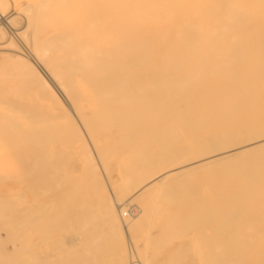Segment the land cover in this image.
Segmentation results:
<instances>
[{
	"label": "bare ground",
	"instance_id": "obj_1",
	"mask_svg": "<svg viewBox=\"0 0 264 264\" xmlns=\"http://www.w3.org/2000/svg\"><path fill=\"white\" fill-rule=\"evenodd\" d=\"M124 201L141 264H264V0H0V264H131Z\"/></svg>",
	"mask_w": 264,
	"mask_h": 264
},
{
	"label": "rangeland",
	"instance_id": "obj_2",
	"mask_svg": "<svg viewBox=\"0 0 264 264\" xmlns=\"http://www.w3.org/2000/svg\"><path fill=\"white\" fill-rule=\"evenodd\" d=\"M12 8H9L7 11H6V14H7V16H6V18H9L10 16H11V14H10V12L12 13V10H11ZM10 15V16H9ZM9 16V17H8ZM23 22L24 21H22V20H17V23H18V29L20 30V31H23V29L25 28V23L23 24ZM17 28V27H16ZM12 31H13V29H12ZM22 44L25 46V48L27 47L23 42H22ZM29 47H27L26 49H28ZM29 50H31V49H28V51ZM27 51V50H26ZM87 139H88V137H86ZM91 145V144H90ZM64 148V147H63ZM62 148V149H63ZM57 149V148H56ZM55 149V150H56ZM65 150H67L68 152H67V154H71L70 155V159L67 157V159L65 158L66 156H64L63 154V152H61V156H62V158H64V159H59V158H61V156L59 157L58 155H56L57 157H58V159H57V164L58 165H60L61 166V168L60 169H64L63 168V166L65 167V163L63 164L62 163V160H63V162L64 161H66V163L68 164V166H66L65 168V171L63 170H59V172H58V176H61L62 175V173L64 172H67V173H69V175L67 176L68 177V179H69V181H68V179H67V177H66V173H65V175H62V176H64V179L66 178V180L70 183V185L72 184V186H73V189H74V187L76 186V184H73L75 181H74V179L76 178V182H80L79 180H82L83 182H86L87 181V179L85 178V177H87V175L85 174H83L84 172L86 173V170L84 169L83 170V164L81 163V161H78V159L77 158H75V155H73L74 153H73V150L71 149V148H69L68 147V149H66V147L64 148ZM63 149V150H64ZM91 149H92V151H93V153H94V156H95V158H96V163L98 164V168H99V170H98V173L100 174V176H101V179H102V181L104 182V184L106 185V187H107V189H108V191H109V194H110V196L112 197V199L116 202V199H115V194H114V191H113V184H111L112 182H110L109 181V179L106 177L107 175L105 174V172H104V169H103V167H102V165H101V163H100V161H99V157H98V155L96 154L97 152L95 151V149L93 148V146L91 145ZM59 150V152H60V148L58 149ZM70 150V151H69ZM52 152H53V148H52ZM57 153H58V151H56ZM71 152V153H70ZM54 153V158H55V151L53 152ZM65 155H66V151H65ZM72 155H73V158L75 159H72ZM56 157V158H57ZM69 159V160H68ZM55 160V159H54ZM59 160H61V162L59 161ZM54 162H56V161H54ZM80 163H81V165H80ZM56 164V163H55ZM54 164V165H55ZM66 164V165H67ZM53 165V166H54ZM63 165V166H62ZM55 167H56V165H55ZM54 167V168H55ZM59 167V166H58ZM54 170V169H53ZM55 170H58L57 168L55 169ZM62 173H61V172ZM84 171V172H83ZM60 173H61V175H60ZM55 175H57L56 174V171H55V173H54ZM82 174V175H81ZM54 175V176H55ZM75 177L76 175H78V178H77V176L74 178L73 176ZM84 175V176H83ZM61 176V177H62ZM84 177V178H83ZM55 178V180H57V178L56 177H53V179ZM59 178V177H58ZM80 178H82V179H80ZM63 179V177H62V179H58L57 180V182H58V184H56L57 186L60 184V187L62 186V183L65 181ZM59 180H60V182H59ZM61 181H63L62 183H61ZM66 181V182H67ZM71 181H74V182H71ZM81 181V182H82ZM65 182V185L67 186V183ZM75 182V183H76ZM82 182V183H83ZM68 183V184H69ZM64 184V183H63ZM80 184V183H79ZM85 184V183H84ZM84 184H82L81 185V187H80V185H77L76 186V189H74V191L72 190V192H71V190H70V188H71V186H67V188L69 187V189H67L68 191H70V192H68V193H74L76 190H80V189H82V187H84L85 185ZM64 185V187H66ZM63 187V186H62ZM60 189V188H59ZM62 190H63V188H61ZM66 189V188H65ZM64 191V190H63ZM66 191V190H65ZM64 191V192H65ZM77 193H79L78 191H76ZM75 192V193H76ZM83 192V191H82ZM128 205H127V204ZM118 204V203H117ZM119 209H118V213H119V216H120V219H121V221H122V223H123V227H124V231H125V233H126V235H127V237H128V240H129V244H128V253H129V256H130V262H131V264H141L140 263V260H139V258L137 257L138 256V254H137V249H136V246H135V243H132L133 241H131L130 240V238H129V234H128V228H127V225H126V223H125V221H128V219H130V218H136V217H139L140 216V214H141V209H140V203H133L132 205H129V202L128 201H124V202H120L119 203ZM118 207V206H117ZM123 207V208H122ZM120 208H122L121 209V212H120ZM127 210V211H126ZM99 214V213H98ZM11 213H9V217H11ZM96 219H97V222H98V224H99V226L100 225H102V223H101V221H100V219L98 218V216H97V214H96ZM7 223H9V225L7 224ZM5 225H6V229H4V230H1V231H3V232H1L2 234H0V237H1V239L3 240V241H5L6 243H5V245H6V250H7V252H8V254H9V256H10V254H12V255H14V256H16L17 257V250L14 248V246H12V243L10 242V239H9V228H13V230H16L17 228L13 225H11V222L10 221H8ZM205 224H201L200 225V228H202V226L203 227H205L204 226ZM12 226V227H11ZM196 226L197 225H194L193 227V229H195L196 228ZM214 226V225H213ZM188 227V226H187ZM187 227H184L183 228V230L186 228L187 229ZM191 227V226H190ZM206 227H208V229L209 230H211L212 229V227H211V225L209 224V226H208V224H207V226ZM223 227V226H222ZM225 228H224V230H222V231H217L216 230V232H217V236H216V234L214 235V233H212V235H214V236H216V238H212V236H210V231L208 230H205V231H207V232H205V231H203V232H205V233H207L208 234V236H210L211 238H212V240H214V242L215 241H217V240H220V241H222V237L220 236V233L222 232L223 233V238H224V234H225V232L227 231L226 229L228 228V227H226V226H224ZM145 228V231L144 230H142V231H144L143 233H144V236L146 237V238H149L148 237V235L146 234V232L149 234V232H150V230H149V232H148V230L147 229H151V226L149 225H146L145 227H143L142 229H144ZM147 228V229H146ZM189 228V227H188ZM197 228L198 229H195L194 231H196V230H198L196 233H195V235H191V233H188V232H192V227L190 228L191 230H189V229H187V231H186V236H185V234L184 235H182V237H184V238H189V239H183V240H186V241H188V240H195V241H197V239H199V235L197 236L198 238H194V236H196L197 234H203V232L202 231H199V225L197 226ZM211 228V229H210ZM215 228V227H214ZM214 228H213V230H214ZM218 228H220V227H217V229ZM155 229V231H153V226H152V229H151V231H152V233H154L155 232V234H154V236L156 235V241H158L159 240V237L160 236H158L157 234V231H159V229H157V228H154ZM216 229V228H215ZM223 229V228H222ZM221 230V229H220ZM185 231V230H184ZM5 232V233H4ZM201 232V233H200ZM215 232V231H214ZM215 232V233H216ZM185 233V232H184ZM205 233L203 234V238H202V234L200 235V237L203 239V241H205L206 239L207 240H209L210 238L207 236V237H204V235H205ZM6 234V235H5ZM206 234V235H207ZM153 235V234H152ZM151 235V233H150V236H152ZM192 237L191 239H190V236ZM205 235V236H206ZM229 239H230V236L228 235V233H226L225 234ZM157 236H158V238H157ZM220 236V237H219ZM153 237V236H152ZM152 237H151V240H152ZM181 237V238H182ZM8 238V239H7ZM200 238V240L202 241V239ZM205 238V239H204ZM209 238V239H208ZM225 239L224 238V240H226V241H228L229 239ZM155 239V238H154ZM153 239V241H155ZM178 239H179V237H178ZM177 240V239H176ZM175 240V241H176ZM182 240V239H181ZM200 240H198L199 242H200V245H201V241ZM223 240V241H224ZM178 241H180V239L179 240H177L176 242H178ZM197 241V242H198ZM225 241V242H226ZM131 242V243H130ZM218 242V241H217ZM203 243V242H202ZM10 244V245H9ZM133 244V245H132ZM199 244V243H198ZM173 248V247H172ZM132 255L134 256V258H132ZM15 257V258H16ZM201 257V256H200ZM13 258V257H12Z\"/></svg>",
	"mask_w": 264,
	"mask_h": 264
}]
</instances>
